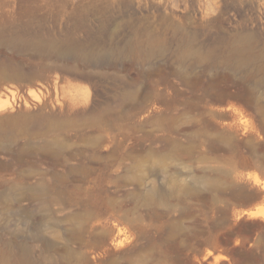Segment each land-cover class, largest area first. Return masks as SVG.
Returning <instances> with one entry per match:
<instances>
[{
	"label": "rangeland",
	"instance_id": "374dc122",
	"mask_svg": "<svg viewBox=\"0 0 264 264\" xmlns=\"http://www.w3.org/2000/svg\"><path fill=\"white\" fill-rule=\"evenodd\" d=\"M3 30L57 47L0 40V264H82L67 252L83 247L89 264H264V87L250 106L200 99L240 74L179 60L245 37L264 56V0H0ZM82 158L100 170L67 174ZM98 199L125 218L99 210L81 234L74 215Z\"/></svg>",
	"mask_w": 264,
	"mask_h": 264
},
{
	"label": "bare ground",
	"instance_id": "6f19581e",
	"mask_svg": "<svg viewBox=\"0 0 264 264\" xmlns=\"http://www.w3.org/2000/svg\"><path fill=\"white\" fill-rule=\"evenodd\" d=\"M3 32H5V30L0 31V33H3ZM3 34H0V40H2L3 42H5L6 45H14V46H19V47L26 46V48H32V49H35V50L36 49H40V48H43L45 50H52V49H55L57 47V45L55 43H53V42H44V41H35L33 43L32 42H29V41L22 42L13 33L7 34V35H10V36H8L6 38H3V36H4ZM236 43L237 42H235V41H228L223 48H221V49L218 48L219 49L217 51L218 53L215 54V56L213 54V56H214L213 58H211L212 57L211 56L212 52L210 54V56H211L210 57L208 55V53H206V54L205 53H201V52H199V50H196V49L190 48V47L180 53L179 60L181 62H184L186 60H189L191 62L190 63L191 64L190 66H194L195 67L196 65H198V66L200 64L204 65V63H206V65L209 68H212V70L213 69H220L221 68V69H226L227 72H229V74H231V73H238V74H240L239 77H241V80L243 81V84H241V85L238 86V90H236V91H230L228 85H226V84L225 85H221L219 83H209V84H207L202 89L203 90V95L200 97V99H228V98H233V99L240 100L246 106H250L253 103V100L254 99H252V98H253V95L256 93V90L258 88L264 87V56L262 55L263 53L260 54V53H257L256 51H254V49L252 47V44L250 42V38H248V37H245L244 39H242L241 41H239V44H237V45H240V46H236ZM68 49L71 50V51H74L75 53H77L81 57H85L86 56V53L83 51V48H80L79 49V48L75 47L74 45L73 46L71 45V46H68ZM213 50L215 51L216 49H213ZM213 53H215V52H213ZM99 76H103V74H100L99 73ZM113 78L115 80H118L121 84H123L124 91H123L120 99H126V100H128V99L129 100L130 99H136L137 91L133 88V86L127 80L126 77L113 76ZM148 97H149L148 95L141 94L139 98H142V99H145L146 98L147 99ZM261 110L262 109H260V106L259 107L257 106V111H258L259 114H262V111ZM222 112H223V110H222ZM85 122L86 123H89V124L90 123H93L94 122V118L88 119ZM187 123H190V122H187ZM245 126H244V128H245V131L244 132L247 131V127H245ZM211 127H213V126H211ZM232 128H233V126H231V128H228L229 131ZM225 129H223V130H225ZM252 130H254V128ZM223 133H224V131H223ZM245 134L246 133H244V135ZM40 148H42L43 150L49 151V152H54L57 149L60 150L59 149L60 147H57L56 145H52V144H49V143H44L43 145L40 146ZM32 150H34V149H32ZM61 154L58 153V156H60ZM68 158L74 160V158L71 155L68 156ZM39 160H41V159H39ZM93 163L94 162H92V161H90V162L89 161H85V158H82V160H79L78 161V163L76 164L75 167H69L68 169H66V173L67 174H72L73 172H77L81 176H88V175L93 174V173L96 174L100 169H95L96 170L95 171L91 167V165H89V164H93ZM55 176H57V175H55ZM209 181L210 180H208L207 178H198V179H196V184L204 187L205 190H208L210 188L212 189L213 186H214L213 183H212L213 181H210V182ZM191 188L192 187H190V186H180V185H178V186L175 187V189H178L180 191L182 189L186 193L189 192ZM28 191H29L30 195L34 199L41 200L42 197H43V193L45 191V186H44L43 182H39L37 185L32 186V187H29ZM152 193H155V191L152 190ZM111 205L112 204H110L105 199H98V201L95 202V203L92 202V203H89V204L86 203V205H83L84 206L83 207L84 210H86V211H83L82 210L83 213L86 212L85 214H82L81 213L83 216H75L73 214L74 217H76V219L73 218V221H74V219L77 220V226H79V228H80L78 230H82V233L81 234H83V232L86 230V227L95 218L96 219L99 218L98 217V216H100V214L98 213L99 210L104 209V212L110 213V216L111 217L116 216L117 219L119 218L120 220L125 218L124 215H122V216L119 215V213H120L119 210H116L114 207H111ZM251 215L256 217V215H258V212H252ZM260 215L264 216L263 214H259V216ZM65 219H66V217H65ZM68 219L69 218H67V220H66L67 222H69ZM75 222H74V225L76 224ZM112 230H113V228L110 229V230H103V232L101 231L102 233H100L96 237L92 235L93 238H94L93 240L95 242L94 243L93 240H92V242L94 243V245L95 246L98 245V247H102L105 244L106 240L108 239L109 235L113 232ZM90 239H92V238H89L88 240L90 241ZM85 244L88 246L87 247V250L89 249L90 252H91L92 251L91 249L94 248V245H93V248H92L91 247L92 245H90L91 244L90 242H89V245L87 244V242H85ZM83 248L82 249L79 248V249H81V250L86 249V248H84V249ZM81 250H79L78 252L77 251H73V250L68 251L67 252V258H69L71 256H74V258H78V259L82 260L84 264H89L91 262V261L89 262V260H88L90 257L87 258L89 255H86L87 256L86 257L85 254H84L85 251H81ZM101 257H102V255H101ZM101 257H100V259H101ZM95 259H96V257H95ZM219 259L220 258H217L216 261H218ZM110 261H112V260H110ZM102 264H103V262H102ZM110 264H112V262H110Z\"/></svg>",
	"mask_w": 264,
	"mask_h": 264
}]
</instances>
